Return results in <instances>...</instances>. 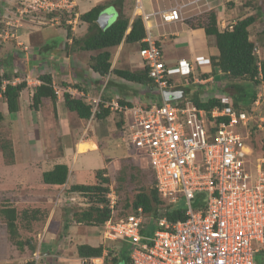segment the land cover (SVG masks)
Returning <instances> with one entry per match:
<instances>
[{"label":"crops","instance_id":"0c3cea01","mask_svg":"<svg viewBox=\"0 0 264 264\" xmlns=\"http://www.w3.org/2000/svg\"><path fill=\"white\" fill-rule=\"evenodd\" d=\"M64 1H66L65 6L57 9L65 12L63 16L62 13L52 14L53 11L37 12L33 15L17 13L15 20L18 23L13 24L12 30H8L5 25L2 26L1 21L7 25L11 24L7 17L15 11L14 8L17 10V6L14 5L17 0H0V76L10 75L9 81L12 84L22 81L26 83L20 92L19 109L16 112L8 111L7 104L0 94V112L3 115L0 123L9 124L11 137L8 139L12 143L13 150L12 163H5L0 150V195L4 196L8 193L25 197L23 200H14L15 198L12 197H9V201L6 200V203L13 204L18 210L27 205L36 207L40 206V203H46L48 206L54 204L55 199L52 196L43 197L41 192L47 190L51 193L58 187L69 188L71 184L83 183L79 182L81 172L91 176L95 175L96 170L107 167L106 161L111 155L121 152L118 150L119 144L124 148L123 151L130 153L122 140V126L130 120L129 115L116 109V105L159 104L165 99L163 93L159 92L151 80L131 81L115 72L121 69L129 71L143 69L138 42L122 41L118 46L110 47V68L104 74L91 66L92 58L100 49L84 50L78 43H73V39L79 40L87 32V22L81 20L79 15L107 0ZM136 2V0H124L122 11L129 17L130 23L135 16L142 18L146 35L150 34L158 40L167 65H174L180 59L192 62L197 55L211 59L218 55L215 36L207 35L204 30V20L209 11H215L216 25L220 30L245 17L239 14L241 0ZM174 6L179 8L181 19L163 22L160 12ZM103 11L108 14L106 25L108 26L118 17L119 7L108 5ZM199 21L201 24H198ZM67 29L70 30V35ZM55 35L61 36V40L56 41ZM249 38L251 39L250 35ZM13 54L16 56L13 57ZM195 67V75L202 74L203 81L179 83L174 88L178 94L171 100L185 102L197 96L201 102H204L209 98L221 97L219 91L223 85H221L222 80L219 79L224 75L219 72L220 70L210 62L198 63ZM42 75L49 76L52 87L59 88L61 92L56 95L54 102L50 97H43L37 109H34L32 94L42 83L40 79ZM64 93L69 94L72 99H78L89 105L92 109L90 116L82 117L77 111L68 108L64 102ZM114 143H118V146ZM56 148L60 149V153L57 150L54 153ZM78 155H84L79 168H75L73 163L68 164L67 158L72 157V161H75ZM57 163H63L68 167L66 183L64 185L44 183L42 173L50 170ZM95 181L94 177L92 182L85 184ZM6 182L7 184L4 185ZM20 201L24 205L21 206ZM79 226L68 225L63 230L64 234L68 232L67 235L62 234V239L65 237L78 239L74 247L70 245L67 247L66 243L62 246L57 243V246L53 244L54 249L49 250L47 247L50 243H54L52 239L54 234L49 230L46 232L47 240L40 243L38 252H43L48 259L51 258L50 262L46 260L48 264H56L58 259H64V262L70 264V260L75 259L65 255L72 249L77 253V246L80 244L94 247L102 245L105 251L100 226ZM9 244L5 224L0 219V264H25L27 261H17L15 260L17 257L9 256ZM44 248L47 250L41 251ZM61 248L64 249L61 250L60 256L51 253ZM77 258L81 260L79 256Z\"/></svg>","mask_w":264,"mask_h":264},{"label":"built area","instance_id":"2783aa9c","mask_svg":"<svg viewBox=\"0 0 264 264\" xmlns=\"http://www.w3.org/2000/svg\"><path fill=\"white\" fill-rule=\"evenodd\" d=\"M20 2L21 13L28 14L66 4ZM160 15L163 22L181 19L177 6ZM144 41L139 50L142 63L160 91L173 86V74H188L187 61L169 66L158 40L147 34ZM195 61L206 58L196 56ZM53 89L60 94L59 88ZM116 109L130 119L122 126L123 142L146 157L160 197L172 208L180 207L183 218L171 221L164 205L147 233L142 231L146 227L138 207L134 213L106 220L102 236L125 242L131 264H256L255 255L264 250V155L252 158V135L257 129L264 136V117L254 119V108L206 110L176 100ZM105 198L113 215L118 197L109 189ZM86 262L81 263L103 264L99 259Z\"/></svg>","mask_w":264,"mask_h":264},{"label":"trees","instance_id":"16d2710c","mask_svg":"<svg viewBox=\"0 0 264 264\" xmlns=\"http://www.w3.org/2000/svg\"><path fill=\"white\" fill-rule=\"evenodd\" d=\"M123 1L107 0L79 15L81 20L87 22V32L81 39H73V43H78L79 47L84 50L100 49L99 53L92 58L93 63L91 66L101 74L106 73L110 68V47L118 46L122 41L128 43L138 42L140 46L145 45L143 39L146 36V30L143 20L140 16H135L130 23L129 17L122 11ZM108 5H116L119 7L118 17L105 28H101L96 22V19ZM56 10H53L51 13H62L61 16L65 13L64 11ZM255 20V15L250 14L238 19L231 29L219 30L216 25L217 15L215 11L211 10L206 14L204 20L205 33L215 36L218 49V55L212 58V65L219 68L223 75L230 80V87L233 88L235 93L232 99H230V102H221L219 98H209L201 102L197 96H194L192 101L198 107L206 110H210L215 106H228L237 110L241 108L249 110L251 108L257 96L255 85L264 83V57L260 62L261 77H258L259 70L256 57L252 54L253 42L249 39V26ZM198 24H201L200 21ZM67 30L68 35H70V30ZM115 72L119 76L131 81L148 82V80H151L147 76L145 69L135 71L121 69L115 70ZM10 79L11 76L8 74H2L0 76V94L7 104L8 111L13 113L19 109V95L21 90L26 86V83L22 81L12 84L9 81ZM40 79L42 83L35 88L32 94V105L34 109H37L43 97H50L53 102L56 97L50 77L42 75ZM64 102L68 108L77 111L82 117H89L91 114L92 109L89 105H86L78 99H72L67 93H64ZM2 120L3 115L0 112V122ZM262 148L264 150V142ZM0 150L4 160L7 163H12L13 150L11 141H2ZM151 173L153 176V186L148 191L140 190L136 192L131 201H125L124 206L121 205L118 197V201L114 207L115 212L112 215V211L108 208L107 199L105 198V194L109 188L104 186L109 183L110 179L105 175V168L96 170V182L91 184L75 183L69 187V190L80 192L91 200V203L87 207L81 209L79 212H75L72 218L78 224L103 225L110 217L117 218L124 216L129 212L136 211L138 207H142L143 213H148L155 218L157 208L163 205L164 200L155 188L154 174L152 171ZM67 175L68 167L63 163H57L50 170L42 173V181L46 184L62 185L66 182ZM100 205L102 206L100 207ZM42 207L44 206H31V208L26 207L19 211L13 204L0 201V219L5 224L9 240L20 251H23L26 246L33 251L34 247L31 239L21 238L18 221H26L29 223L30 221L38 220V215L41 213ZM125 207L128 209H125ZM167 210V216L171 221L183 218V214L179 208H172L168 204ZM67 226V224L64 225V230ZM146 226L150 230H153L155 223H148ZM142 231L145 232L146 230L142 229ZM103 251L104 247L102 245L94 247L87 244H80L77 246V255L81 258L101 256ZM112 261L115 264L130 263L126 245H120L117 254L112 257ZM25 264L32 263L27 261Z\"/></svg>","mask_w":264,"mask_h":264},{"label":"rangeland","instance_id":"374dc122","mask_svg":"<svg viewBox=\"0 0 264 264\" xmlns=\"http://www.w3.org/2000/svg\"><path fill=\"white\" fill-rule=\"evenodd\" d=\"M241 8L239 14L241 16H246L253 14L256 17V20L249 26V34L255 43V45L259 48V55L263 58L264 57V0H241ZM14 5L21 7L23 6L18 0ZM62 5V4H61ZM231 5V4H230ZM229 6V4H228ZM15 10V8H14ZM10 16H12L10 18ZM17 17V13L15 11H12L7 19L10 20L11 24H4L3 21H1L2 26L5 25L8 30H12L14 28L13 24L18 23L15 18ZM58 37V38H57ZM61 36L55 35V40L60 41ZM13 57L16 55L13 54ZM221 82V90L219 91L220 99L228 100L230 102V99H232V96L234 95L235 91L233 88L230 87V80L226 78L225 76L219 79ZM177 81H180V79H177ZM193 88V87H192ZM256 92L258 93L260 99L259 104L256 107V111L258 115L264 116V83H259L255 85ZM232 94V95H231ZM8 123H0V144L2 141L9 140L8 137H11V131L9 129ZM261 140V134L259 132L255 135V151L253 153L252 158H255L260 155L258 151V144ZM118 146V143H114ZM114 145V146H115ZM118 148V147H116ZM123 147L121 144H119V151L116 155H111V158H109L107 162L106 169V176L110 179L108 184H105L104 186L109 187L110 190H113L114 193L119 197L121 205L124 206L125 201H131L133 196L136 192L140 190L148 191L153 186V176L151 173L150 168L148 167L146 159L134 151H131L129 154H127V151H123ZM59 151L60 149L56 148L54 149V153ZM123 151V152H122ZM84 155H78L77 159L75 161H72V157L67 158L66 161L68 164L73 163V166L75 168H79L81 166V162L83 160ZM53 160H51V163ZM111 161L110 163H108ZM5 163H7L5 161ZM96 164V163H95ZM102 166V165H101ZM81 177L79 178V182L88 183L92 182L95 175H89L88 173L81 172ZM96 182V181H95ZM7 182L4 184L6 185ZM3 193V192H2ZM43 197H47V195L52 196L55 199L54 204H50L49 206L46 203H40V205L44 206L41 209V213L38 215V220H33L27 223L26 221H18V226L21 233L22 239H31L33 244V251L28 247H24L23 251L17 250V248L14 247V245L9 240V256L10 257H17V261H29L32 264L34 263H47L46 260L48 259L47 256L43 255V252H38V248L40 243H44L47 240V237L45 236L47 231H51L54 234V237L52 238L54 243H50L47 247L49 250L54 249L53 244L57 246V243H59L61 246L62 244L66 243L67 247L73 246L74 243H77L76 238L70 237L65 239H62V233H63V227L65 224L72 225V226H79L78 223L74 221L73 214L75 212H79L81 209L88 206L89 203H91V200L86 196V200L83 199L82 195H79L78 193L72 192L69 190V188H63L58 187L54 189L51 193L46 191L41 192ZM9 197L15 198L14 200H23L25 197L21 195H9L8 193H5L4 196L0 195V201H9ZM42 197V198H43ZM43 202V201H42ZM22 201L19 202V204L22 206L24 204H21ZM31 202H28L30 204ZM163 205L166 204V201H163ZM180 205L183 204L182 201L179 203ZM27 205V204H26ZM31 208L30 205L24 206L23 208ZM22 208V209H23ZM125 209H128L125 207ZM21 210V209H20ZM19 210V211H20ZM123 210V209H122ZM158 211V210H157ZM151 215L148 213H145V215L142 218L143 225L146 223L151 222ZM83 226H90L86 224H81L79 227ZM96 231V230H95ZM68 233V232H67ZM67 233L64 235L66 236ZM96 234V233H95ZM123 242L121 240L116 241H104L105 247L108 248L111 252L106 255L108 261L111 260L113 256L117 254V251L119 249V246ZM47 248L42 249L41 251L47 250ZM64 248H61L60 250H53L51 253L55 254L57 257L61 255V250L63 251ZM68 258H72L75 260H70V264H82V260L79 261L77 258V253L75 249H72L70 252H68L67 255ZM77 256V257H75ZM64 259H58L56 264H63L68 262H64ZM48 261H51V258L49 257ZM255 261L256 264H264V251L259 252L255 255Z\"/></svg>","mask_w":264,"mask_h":264},{"label":"clouds","instance_id":"9594fccd","mask_svg":"<svg viewBox=\"0 0 264 264\" xmlns=\"http://www.w3.org/2000/svg\"><path fill=\"white\" fill-rule=\"evenodd\" d=\"M19 2H20V0H18ZM21 3V2H20ZM22 8V6L21 7H18L17 6V10L15 9V12L16 13H18V14H20V15H28V13H21V11H20V9ZM57 9H59V8H57ZM37 12H51V11H43V10H40V11H34V12H32V13H29V15H33V13H37ZM248 16V15H247ZM235 23H236V21H235ZM235 23H233V24H231L232 25V27H233V25L235 24ZM230 25V24H229ZM228 25V26H229ZM225 27L224 29H226V30H229V29H231V28H229V27ZM106 27V26H105ZM104 27V28H105ZM224 29H221V30H224ZM220 30V29H219ZM145 38V37H144ZM250 39V38H249ZM252 42H253V40H252V38L250 39ZM143 41H144V39H143ZM145 42V41H144ZM144 46V45H143ZM142 46H140V48H141ZM255 49H257L258 50V52H255ZM140 50V49H139ZM259 48H258V46L257 45H255V43L253 42V48H252V54L256 57V63H257V65H258V70H259V76L258 77H261V70H260V62H261V60L263 59L260 55H259ZM140 54V53H139ZM197 56H203V55H197ZM141 57V56H140ZM196 57V56H195ZM195 57L193 58V61L192 62H190V61H188V60H186V59H180V60H185V61H187L189 64H190V71L188 72V74H180V73H175V74H173L172 75V82L174 83L173 84V86H171V87H169V88H167V89H164V91L162 92V91H160L159 89H158V87L155 85V83L153 82V80L148 76V73H147V76L151 79V81L154 83V85H155V87L159 90V92H162L163 93V95H164V92L165 91H174V88L175 87H177V85L179 84V83H184V84H188L190 81H193V80H195L196 82H202L203 81V79H201V77H202V74H200L199 76H196L195 74V71H196V67H195V65H197L199 62H197V61H195ZM204 58H206V61H204V62H210V64H212V59L211 58H209V57H206V56H203ZM141 60H142V58H141ZM164 60V59H163ZM165 62V61H164ZM178 62H179V60H178ZM178 62L176 63V64H174V65H169V66H176L177 64H178ZM201 63H203V62H201ZM195 64V65H194ZM143 69H145L146 70V68H144V66H143ZM219 69V68H218ZM220 70V69H219ZM147 71V70H146ZM219 72H221L222 73V71L220 70ZM223 74V73H222ZM203 78V77H202ZM177 79H180V81H177ZM54 90V89H53ZM55 93V92H54ZM55 95H57V94H55ZM173 96H170L168 99L167 98H165L163 101H167V100H171V98H172ZM260 99V97H259V95H258V93H257V96H256V99L254 100V102H253V104H252V106H251V108H254V114H255V116H254V119H259V117H264L263 115H258L257 114V111H256V107H257V105L259 104V101H258V103L256 104V101L257 100H259ZM219 100H221V102H229L228 100H224V99H220L219 98ZM163 101L162 102H160L159 104H161V103H163ZM172 101H174V100H172ZM186 102V101H185ZM189 102H191V103H193V101L191 100V101H189ZM158 104V105H159ZM194 104V103H193ZM138 105H140V104H138ZM151 105H156V103H154V104H150V105H140V106H143V107H149V106H151ZM196 105V104H195ZM133 106H136V105H133ZM197 106V105H196ZM130 107H132V106H130ZM250 108V109H251ZM202 109H204V108H202ZM242 109V108H241ZM249 109V110H250ZM242 110H246V111H249V110H247V109H242ZM263 124H264V122H263ZM257 132H259L260 134H261V140H260V143L258 144V151H259V153H260V155L259 156H261V155H264V150H263V148H262V145H263V142H264V136H263V134L260 132V131H257V129L253 132V135H252V137H253V139H252V144H253V153H254V151H255V135H256V133ZM127 147V146H126ZM127 149H128V151L130 150V152L131 151H134L135 153H138V154H140L139 152H137V151H135L134 150V148H132V147H127ZM141 155V154H140ZM143 156V155H142ZM144 157V156H143ZM258 157V156H257ZM145 159H146V157H144ZM146 161H147V159H146ZM147 164H148V167L151 169V166L149 165V163H148V161H147ZM151 171L153 172V170L151 169ZM153 174H154V172H153ZM68 176V175H67ZM154 178H155V175H154ZM67 180V179H66ZM66 183V182H65ZM64 183V184H65ZM64 184H62V185H64ZM75 184V183H74ZM85 184V183H84ZM72 185V184H71ZM70 185V186H71ZM155 185V184H154ZM69 186V187H70ZM109 188V187H108ZM109 191V190H108ZM72 192H74V191H72ZM75 193H78L79 195H82V197H84L83 199H85L86 200V196L85 195H83L82 193H80V192H75ZM163 199V198H162ZM164 200V199H163ZM118 201V200H117ZM164 201H166V200H164ZM90 204V203H89ZM88 204V205H89ZM166 207H167V205H168V202L166 201ZM170 205V204H169ZM162 206H164V205H161V206H159L158 208H157V210L158 209H160ZM101 207V206H100ZM179 209L181 210V208L179 207ZM137 210V209H136ZM134 212H136V211H133V212H129L128 214H130V213H134ZM158 212V211H157ZM127 215V214H126ZM145 215V213H143V216ZM151 218V222H149V223H155V220H154V217H150ZM104 224V223H103ZM146 225H148V223H146L144 226L146 227L145 228V230H146V232L148 233V232H150L151 230H150V228H148ZM96 226H100V228H101V230H100V232H101V235H102V230H103V225H96ZM68 227V226H67ZM154 229V228H153ZM103 239H104V241H116V240H121V239H108V238H104L103 237ZM122 241V240H121ZM123 242V241H122ZM121 245H126V247H127V251H128V256H129V248H128V246H127V244L125 243V242H123ZM120 247V246H119ZM119 250V249H118ZM264 250H261L260 252H263ZM111 251L110 250H108V248L107 247H105V251H103V253H102V255L101 256H94V257H83V258H81V260H83V259H86V263H90L91 262V259H99V260H102L103 261V264H115L113 261H112V258H111V260L110 261H108V259H107V257H106V255H108V253H110ZM118 252V251H117ZM129 260H130V263L129 264H131V259H130V257H129ZM26 263V262H25Z\"/></svg>","mask_w":264,"mask_h":264},{"label":"water","instance_id":"95a60500","mask_svg":"<svg viewBox=\"0 0 264 264\" xmlns=\"http://www.w3.org/2000/svg\"><path fill=\"white\" fill-rule=\"evenodd\" d=\"M97 22L99 23L100 27L104 28L107 25L108 22V14L106 11H102L98 17ZM180 92V91H179ZM178 94V91H165L164 96L165 98H169L170 96H176Z\"/></svg>","mask_w":264,"mask_h":264}]
</instances>
